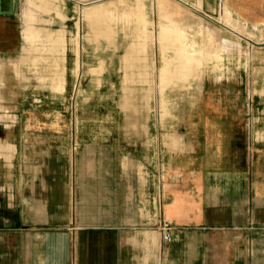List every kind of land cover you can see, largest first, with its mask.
<instances>
[{
    "label": "crops",
    "instance_id": "1",
    "mask_svg": "<svg viewBox=\"0 0 264 264\" xmlns=\"http://www.w3.org/2000/svg\"><path fill=\"white\" fill-rule=\"evenodd\" d=\"M191 1L203 19L221 4L252 26L236 14L251 1ZM234 109L171 139L151 140V123L82 139L77 159L54 128L0 138V264H264V122Z\"/></svg>",
    "mask_w": 264,
    "mask_h": 264
},
{
    "label": "rangeland",
    "instance_id": "2",
    "mask_svg": "<svg viewBox=\"0 0 264 264\" xmlns=\"http://www.w3.org/2000/svg\"><path fill=\"white\" fill-rule=\"evenodd\" d=\"M248 1L236 14L252 26L221 4L203 19L191 0H0V138L54 128L77 159L79 140L137 124L162 140L228 108L263 123L264 0Z\"/></svg>",
    "mask_w": 264,
    "mask_h": 264
},
{
    "label": "built area",
    "instance_id": "3",
    "mask_svg": "<svg viewBox=\"0 0 264 264\" xmlns=\"http://www.w3.org/2000/svg\"><path fill=\"white\" fill-rule=\"evenodd\" d=\"M160 231L163 232L162 233V237H163V242L168 244L171 243L173 240L172 235H171V230H172V226L170 223L168 222H162L161 221V226L159 227Z\"/></svg>",
    "mask_w": 264,
    "mask_h": 264
},
{
    "label": "water",
    "instance_id": "4",
    "mask_svg": "<svg viewBox=\"0 0 264 264\" xmlns=\"http://www.w3.org/2000/svg\"><path fill=\"white\" fill-rule=\"evenodd\" d=\"M4 14L3 12L0 11V15Z\"/></svg>",
    "mask_w": 264,
    "mask_h": 264
},
{
    "label": "bare ground",
    "instance_id": "5",
    "mask_svg": "<svg viewBox=\"0 0 264 264\" xmlns=\"http://www.w3.org/2000/svg\"><path fill=\"white\" fill-rule=\"evenodd\" d=\"M165 1V0H164ZM168 2L166 1V4H167ZM169 7V6H168ZM176 7V6H175ZM178 7V6H177Z\"/></svg>",
    "mask_w": 264,
    "mask_h": 264
}]
</instances>
